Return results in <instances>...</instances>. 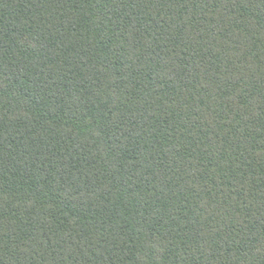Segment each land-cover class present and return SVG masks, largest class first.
<instances>
[{"label":"trees","instance_id":"1","mask_svg":"<svg viewBox=\"0 0 264 264\" xmlns=\"http://www.w3.org/2000/svg\"><path fill=\"white\" fill-rule=\"evenodd\" d=\"M0 264H264V0H0Z\"/></svg>","mask_w":264,"mask_h":264}]
</instances>
